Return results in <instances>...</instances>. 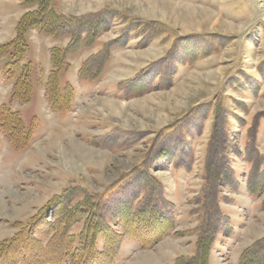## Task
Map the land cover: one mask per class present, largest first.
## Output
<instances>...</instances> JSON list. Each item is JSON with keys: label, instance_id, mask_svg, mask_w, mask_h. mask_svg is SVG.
I'll list each match as a JSON object with an SVG mask.
<instances>
[{"label": "rangeland", "instance_id": "obj_1", "mask_svg": "<svg viewBox=\"0 0 264 264\" xmlns=\"http://www.w3.org/2000/svg\"><path fill=\"white\" fill-rule=\"evenodd\" d=\"M23 1L0 0V44L15 37L18 20L32 8ZM53 4L82 18L81 38L93 20L98 28L91 42L72 50L70 68L61 73L74 87L68 111L52 109L44 90L50 48L68 45L67 35L30 32L27 56L37 62V83L28 102L11 100L0 56V104L20 110L34 126L24 150L0 130V246L66 189L78 190L71 205L80 189L108 195L107 221L121 218L118 207L135 191L142 201L134 207L149 202L163 212H154L156 225L144 228L161 238L145 247L126 237L116 264H188L195 253H181L197 243L207 203L218 230L211 252L217 247L223 263L233 264L264 238V181L254 196L248 189L250 181L264 180V0ZM85 61L91 73L81 79ZM169 127L174 131L166 134ZM47 211L46 220L56 224L55 207ZM81 226L72 225L70 233ZM9 261L0 258V264Z\"/></svg>", "mask_w": 264, "mask_h": 264}, {"label": "trees", "instance_id": "obj_2", "mask_svg": "<svg viewBox=\"0 0 264 264\" xmlns=\"http://www.w3.org/2000/svg\"><path fill=\"white\" fill-rule=\"evenodd\" d=\"M22 5L32 8L18 20L15 37L0 44V56L3 58V78L12 84L11 99L21 103L28 102L35 90V63L26 58L29 50L30 32L36 30L40 34L50 35L54 38L65 34L70 38L68 45L50 48L51 70L46 79L44 90L45 97L52 109L68 111L73 104L74 87L69 81L63 80L61 73L70 68L71 64L67 58L73 54L72 50L78 49V45L86 40L91 39L90 42L93 40L99 20H90L92 22L88 26L91 28L84 29V36L81 38L78 28L79 23L83 22L82 18L65 16L57 10L53 0H24ZM90 66L91 64L88 68L87 62H83L79 70L81 79L87 78L85 76L91 73ZM226 109L224 108L225 117L228 116ZM208 112H213V109L210 108ZM215 123L210 145L216 136ZM182 126L186 127L185 124ZM224 128H222L223 131ZM0 130L17 150L28 148L34 138L33 124H27L20 111L14 110L11 105L6 103L0 104ZM173 131V127H169L165 133ZM222 152L220 151L223 157ZM152 178L159 182L157 178ZM263 181H250L248 184L250 194L254 196L255 190H262L263 187L260 183ZM74 191H78L77 188L66 189L50 199L27 225L11 238L5 239L0 246L2 249L0 258L8 259V261L10 259L9 264H61L63 262L68 264H116L119 260L122 240L126 237L135 238L145 247L152 246L161 238L160 231L155 234L152 230L153 232H147L145 235L146 231L144 230L145 227L149 228L152 223L156 225L157 221L154 222L152 219L154 212H158L159 215H163V212L157 207H152L151 210L149 202L134 207V201H142L135 191L129 195V198L128 194L125 195V200H122L118 207L116 215L121 218L114 220H121V222L119 221L121 225L123 224L121 231H117L114 227V220L107 221L110 213H107L104 204L110 199L108 195L106 197L104 193L98 194L88 189H80L81 198L71 205L73 198L77 196ZM143 192H146L145 195L151 193L147 188ZM216 198L218 201V194ZM208 204L207 209L204 210L205 222L199 229L196 252L189 263L210 264V253L218 230L215 229L214 213L209 210ZM51 206L55 207L58 212L56 224L46 220L47 210ZM164 221L172 222L165 216ZM79 223H82L80 230L70 233L71 226ZM218 226L221 229V224ZM13 252L18 254L17 258L10 255ZM238 264H264V238L244 249Z\"/></svg>", "mask_w": 264, "mask_h": 264}, {"label": "crops", "instance_id": "obj_3", "mask_svg": "<svg viewBox=\"0 0 264 264\" xmlns=\"http://www.w3.org/2000/svg\"><path fill=\"white\" fill-rule=\"evenodd\" d=\"M217 241V240H216ZM228 243V242H227ZM216 244V243H215ZM217 248V247H216ZM216 248H214L213 249V251L211 252V254H210V258H209V261H210V264H226V263H223L224 262V260H222L224 257L223 256H220V255H218L217 253L218 252H216ZM181 252V251H180ZM196 252V244L194 243L193 244V248H192V251H190L189 253H181L183 256L184 255H189V254H194ZM221 252V251H220ZM222 253V252H221ZM223 255V254H222ZM238 258H237V261H235L233 264H237L238 263V261H239V257H240V254H238V256H237ZM161 264H162V262H161ZM176 264V263H175Z\"/></svg>", "mask_w": 264, "mask_h": 264}]
</instances>
